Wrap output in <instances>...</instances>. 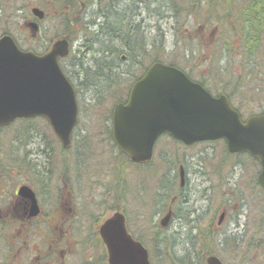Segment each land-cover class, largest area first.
Masks as SVG:
<instances>
[{
  "label": "rangeland",
  "instance_id": "rangeland-1",
  "mask_svg": "<svg viewBox=\"0 0 264 264\" xmlns=\"http://www.w3.org/2000/svg\"><path fill=\"white\" fill-rule=\"evenodd\" d=\"M35 1L1 0L0 36L9 34L21 49L43 54L56 40L64 38L66 34L69 35L67 39L70 44L69 54L67 58L65 57L66 61L60 60V64L67 78L78 91L79 119L74 136L75 145L68 152L67 159L69 158L68 163L72 165L69 169H78L81 175L77 184L72 180L75 178L73 175L68 176L67 187L63 188V179L59 178L60 154L56 153L55 145L48 143L51 140L48 124L42 118L30 122L17 120L0 129V198L11 196L12 187L18 182V178L26 176L25 171L30 170L33 175L31 177L34 178L32 181H35L41 194L49 198L53 212L64 217L66 213L71 215L69 207L72 211L74 209L72 213L75 216L72 220L74 222L67 223L74 228L71 242L69 241L62 248L55 247L60 259L59 264L64 262L59 257V251L65 248L74 251L72 254H67L70 259L69 264H90L88 260L91 256L95 258L96 264H107L106 248L100 240L98 229L116 210L127 215L129 226L135 229L132 230L135 231L133 233L145 242L151 264H169L166 263L167 260L164 263L160 252L164 255L171 252L176 257H182L185 251L189 252L190 244L195 239L198 247L200 245L203 247L200 236L197 235L198 231L189 229L195 223L198 230L201 228L211 231L216 237L215 243L220 244L221 241L217 237L221 238L225 234L235 237L239 242L238 245L242 246L239 251L231 253L224 248V251L219 252L222 260L227 264H241L240 251H247L245 245H248L251 237L255 236V239L253 237L255 242L260 237L263 238L258 236L263 235L261 233L263 229L258 234L254 233V229L259 228L258 224L261 225V222L264 224V197L260 195L259 190L262 188L256 182L260 170L259 164L248 155L229 153L222 140L185 146L167 136L157 139L152 161L148 165L130 164L125 160L124 155L123 158L118 157L115 149L110 148L109 139L104 138L107 134L105 126L108 127L110 124L108 116L113 106L120 99H125L132 82L140 73L138 70L140 66L136 65L134 69L131 68V73L125 72V75L120 71L115 76L120 81L110 85L112 94L107 93L103 96L101 93L97 95L98 97H90L89 91L81 90V77L75 72V69L78 71L80 67L75 64L83 61L89 68L87 61L92 59L93 53L88 52L83 44L96 32L97 25L101 22L97 16L93 18L97 4L90 3V0ZM131 2L132 0H122V9L127 12L133 10L132 8L137 9L136 0L134 5ZM160 2L162 1L149 3V8L153 13L162 11L164 18L158 20L147 17L146 24L138 28V33L142 34L145 42L147 49L145 51L148 52L151 46L155 45L148 57H159V61L165 64L175 62L178 68L194 80L203 81L204 86L215 95L222 92L233 95L236 99L232 97V101L242 106L240 110L245 117L264 112V55L260 56L259 60H255L256 69L252 70L251 74L245 63L246 60L236 56L240 54L234 36L226 33L231 46L229 52H223L220 43L215 44L217 41L214 40L218 37L217 29L200 22L205 18L203 12L206 13V10L196 9V17L193 20L186 17V28L178 29V25L172 24L174 20L166 15L165 9H158L157 5ZM36 3H39L40 5L37 6L44 11L42 20H38L31 13V8L36 6ZM77 5L81 7L77 10L78 14L73 22L75 11L70 12V9ZM85 8H87L84 10L85 22L89 23L92 19H96L97 24H88V27L83 28L81 11ZM63 15L70 18L71 27L67 28L64 25ZM118 16L122 15L118 14ZM122 18L121 23L125 17ZM32 21L37 22L39 27L34 36L28 26ZM123 24L124 22L122 26ZM131 34L135 35L134 29L130 30L129 35ZM184 41H186L185 45H183ZM93 47L98 46L94 44ZM93 58H98V54H94ZM125 58L127 59L123 60V63L126 68V65L131 64V58L128 55H125ZM149 58L142 60L145 66L147 60L150 63ZM73 63L75 68L71 65ZM89 70L86 74L92 75L94 69L89 68ZM81 73L85 82L86 74L84 77ZM249 73L250 77L243 76ZM240 100L246 101L244 106L241 105ZM96 104L100 106L94 108ZM40 148L48 153V161L50 160L51 163L49 165L53 171L46 173L43 166L44 162L47 166L45 156L42 159V156L36 154L37 149ZM31 159L40 161L42 166L38 167L39 171L30 162ZM180 164L186 171L183 188L179 187ZM17 167L22 169L21 174L16 172ZM114 176L118 186V200L110 190L108 191L109 184L114 182ZM165 177L169 179L168 185H164ZM47 182L51 185V190L48 192L44 189V183ZM61 200L67 202L64 209L60 205ZM233 206L235 210H232ZM168 208H172L174 214L167 226L163 227L160 220L167 214ZM223 208L228 209V214L224 223L218 226L217 220ZM84 213H88L89 217L85 219L82 216ZM54 224L57 225L58 221H53L52 225ZM158 230L166 234L168 241L165 248L160 247L156 240L155 233ZM252 233L254 234L251 236ZM193 235L194 238L191 237ZM57 237L60 238L59 233ZM51 240L54 242L56 238L53 237ZM40 241V237H35L34 243L38 247ZM219 244L218 247L221 249ZM226 245L230 249L232 242L228 241ZM194 250L196 251V246L193 247ZM256 252L250 249L245 257L250 260L256 257Z\"/></svg>",
  "mask_w": 264,
  "mask_h": 264
},
{
  "label": "water",
  "instance_id": "water-1",
  "mask_svg": "<svg viewBox=\"0 0 264 264\" xmlns=\"http://www.w3.org/2000/svg\"><path fill=\"white\" fill-rule=\"evenodd\" d=\"M31 13L38 19L43 11ZM28 26L34 36L35 22ZM69 42L56 40L43 54L21 50L9 34L0 36V127L16 118L41 116L49 121L64 147L77 121L75 91L58 65L68 54ZM112 137L118 149L134 163H147L157 138L163 134L185 145L223 139L230 153H248L260 165L257 182L264 190V114L242 121L224 95L213 97L178 67L155 62L135 81L125 103L111 115ZM181 183L183 170L180 169ZM19 194L34 200L22 186ZM168 212L160 221L166 226ZM222 215H220V220ZM220 223V221H219ZM108 264H151L147 249L127 231L124 216L113 213L99 228ZM206 264H223L210 255Z\"/></svg>",
  "mask_w": 264,
  "mask_h": 264
},
{
  "label": "trees",
  "instance_id": "trees-1",
  "mask_svg": "<svg viewBox=\"0 0 264 264\" xmlns=\"http://www.w3.org/2000/svg\"><path fill=\"white\" fill-rule=\"evenodd\" d=\"M154 1H158V0H151V3H154ZM210 1L212 2L211 10L207 11L206 13L203 12V14H205V18L199 21L201 22V24H205L208 27L210 26L214 29H217L218 37L216 38V40H214L217 42L216 43L214 42V43L215 44L220 43L219 45H221L223 52H229V48L231 47L229 46L228 39H227L228 37L226 36V33L228 32L230 36H234L237 40L236 41L238 44L237 50L239 51V54H240L236 56L239 57L240 59L242 58L241 60H243V58L246 60L245 63L247 64V68L249 72L251 73L252 70L256 69L255 60H259L260 56L264 55V0H239V1L238 0H224L226 1L227 5H229V3L231 5L235 3V7L233 9L231 8L230 9H219L216 3V0H210ZM35 2H37V0ZM89 2L97 4L96 6L97 10L96 12L93 13L94 14L93 18L97 16V18H100L101 22H99V24L97 25L98 28L96 29V32L92 34L91 37H88L86 39L87 41L84 42L83 47L86 48L88 52H91V54L93 53V55H91L92 59L87 61V64H89V68L93 63H95L97 70H94V73L92 75H87L86 73H88L90 70L89 68H87L86 64L84 65L83 61H81L80 64L79 63L75 64L78 68L80 67L78 71H76L75 69V72L77 76L81 77V83H80L81 90H85L87 92L89 91L91 93L90 97L91 96L98 97L101 93H103V96L107 93H109L110 95L112 94L111 93L112 86L110 85L111 83L120 81L118 80V77L115 78V76H117V74H119L120 71L121 73L125 75V72L126 74L131 73V68L134 69L136 65H139L140 67L138 70L140 73L138 74V76L135 77V80H137L144 73V71L148 68V66H150L151 64L155 62L164 63L162 61H159V57L149 58L152 52L151 50L153 49L155 45L151 46V49L148 52L145 51L147 50L145 47V42L143 41L142 34L138 33V28L137 29L133 28L135 31V35H133L134 33L129 35L130 30L132 28L128 26L129 20L127 18H125L122 21V23L124 22L122 26L121 20L123 18L122 16L121 17L118 16V10L121 8L120 4L112 7L111 0H90ZM40 4H42V2H40ZM40 4L36 3L35 5L37 6ZM162 4L164 5L166 9V12H165L166 15L170 17V19L172 18L174 20L173 21L174 23L172 22V24L178 25V29L186 28V23H187V21L185 20L186 17H188V19L191 18V20H193V18L196 17L195 15H197L195 8L193 6L194 0H188V2L187 0H165L164 2H162ZM80 7L81 6L77 5L70 9V12H72L71 10L75 11V18L74 17L72 18L73 22H75L76 20V14H78L77 10H79ZM84 10H87V8L81 11V15L83 16L81 26L85 28V27H88L87 26L88 24H93V25L97 24L96 19H92V21L89 23L85 22ZM63 16H64V21H63L64 25L67 28L71 27L72 22L70 21V18L66 17L65 15ZM223 25H226V26L223 27ZM63 37L65 39H68L69 35L66 34ZM114 43H118V44L114 45ZM94 44H97L98 47H93ZM185 44H186V41H184L183 45ZM185 51L186 50H184L183 53H185ZM94 54H98V58L94 59L93 58ZM122 55L124 57L125 55H128L131 58V64L126 65V68H125V63H123V60L121 59L123 58ZM146 57L149 58L150 60V63H148V60H147V66H145V64L143 63ZM140 62H141V65H140ZM71 65L74 67V63ZM169 65L176 66L177 64L175 62H169ZM142 66L143 67L145 66V67L143 68ZM124 68L126 70H124ZM80 73L84 77L86 74L85 82H84V78L80 75ZM250 73L244 74L243 76L250 77L252 74ZM187 75L191 79H193L189 74ZM195 81L199 82L203 87H205L204 86L205 83L203 81L201 80H195ZM206 89L207 91H209L208 88ZM75 91L76 93H78L77 89H75ZM123 101L124 99H120L118 102H123ZM240 103L241 105L244 106L246 101L240 100ZM99 106L100 104H96L94 108L99 107ZM261 114H264V112H262ZM110 118H111V115L109 114L108 121L110 120ZM105 127L107 130V134L110 135L109 126L108 127L105 126ZM113 145L111 143L110 148L112 147L113 149H115ZM36 152H37L36 153L37 156L39 155L42 157L45 156V161L46 159L48 160V157H46L48 153L44 152L43 149L41 148L37 149ZM115 152H117L118 157L121 156L123 158L122 153H120L116 149H115ZM248 157L250 156L248 155ZM124 158L125 160L129 161V159L126 156H124ZM32 164L37 169V171L40 170L38 167L42 166L39 160H36V162ZM168 183H169V179L165 177L164 185L166 184L168 185ZM259 191H260V195L264 197V191L262 189H260ZM176 195L177 194H175L174 196L177 198ZM176 201L178 202V200ZM228 201L231 202L230 200ZM155 202H157V199ZM258 227L259 228H256V229H259V230L257 231L256 229H254V233L258 234L260 230L262 231L263 229V231L261 232L263 235H260V234L258 235V236H262L263 238L260 237L255 242L254 241L255 236H253L254 239L253 237H251V239L248 242V245L247 246L245 245V248L247 249V251H244V252L240 251V254L242 256L241 264H253V263L264 264V224L263 222H261V225L258 224ZM189 229L198 231L197 235L199 234L203 247L201 245L198 247L197 242L195 241L196 239H195L190 244L189 252L185 251L186 253L182 257H176L171 252L168 255L166 254L164 255L163 253L160 252V255L164 259V263L167 260L168 262L166 263H169V264H172L175 262L179 264H206L205 263L206 257H208L209 255H215L222 261L223 264H227L225 260H222V255H221V252L219 251H224V248H226L225 250H229L232 253L233 251L235 252L239 251V249L242 247L241 245H238L239 242L236 240L235 237L225 236L226 234L222 236L221 238L217 237L218 240L221 241L220 244L217 242L215 243L216 237L213 236L212 232L207 229L205 230L201 228L200 230H198L196 223L192 225L191 227H189ZM254 233H252L251 236ZM155 234L157 235L156 240L158 241V245H160V247L162 248L167 247L166 245H167L168 240L165 237L166 236L165 232H161L160 230H158L156 231ZM191 237L194 238L195 235ZM138 240L145 246V242H143L139 238ZM228 241L232 242L230 249L226 245L228 244ZM240 242L242 243L241 240ZM218 244L221 246L222 250L218 247ZM194 246H196V251L194 250L195 252L193 251ZM250 249H254L255 251H257L256 252L257 255L256 257H252V259L249 260V258L245 256L247 253L250 252Z\"/></svg>",
  "mask_w": 264,
  "mask_h": 264
},
{
  "label": "flooded vegetation",
  "instance_id": "flooded-vegetation-1",
  "mask_svg": "<svg viewBox=\"0 0 264 264\" xmlns=\"http://www.w3.org/2000/svg\"><path fill=\"white\" fill-rule=\"evenodd\" d=\"M134 5V0L131 2ZM137 4V8H146L149 7V3H151V0H136L135 2ZM123 57V56H122ZM67 58V57H66ZM66 59L63 58L61 61ZM60 61V62H61ZM66 64V62H65ZM64 67H70V65H64ZM142 76V75H141ZM140 76V77H141ZM139 77V78H140ZM138 78V79H139ZM136 81V80H135ZM134 81V82H135ZM132 82V84L134 83ZM132 85L128 89L127 95L123 102L126 101L129 91L131 89ZM214 97H218L220 95H224L231 107H233L235 110H237L242 118V120H245V115L240 110V104H235L232 101V97L236 99L233 95L227 94V93H220V94H213ZM23 121H32L35 119H18ZM47 124L48 121L43 119ZM109 129H110V135L106 134L104 135V138L107 137L109 141L114 144L113 137H112V119L109 120ZM49 126V132L51 136V140L48 142L50 145H55L57 148L56 153L60 154V173L59 178L63 179L62 184L63 188L67 187V177L73 175L75 178H72L73 182L77 184L79 182V178L81 175V171L77 170H71L69 169L70 163H68L69 158L67 159V154L70 149L75 145L74 143V136L77 125L74 127L71 136H70V144L68 147H64L58 137L54 134L52 131L50 125ZM43 143V142H42ZM54 143V144H53ZM44 144V143H43ZM202 144V143H198ZM45 144L43 145V148H45ZM115 149V144L113 145ZM42 148V149H43ZM51 147H49V150ZM118 150V149H117ZM51 154V152H50ZM58 154V155H59ZM30 155V153H29ZM48 157V155L46 156ZM44 159V157H42ZM37 159H31L30 162L34 163ZM130 161V160H129ZM130 164H133L131 161ZM43 163V166L46 173L53 171V168L49 165L50 160L48 161L46 159ZM50 166V167H49ZM142 166V165H139ZM180 169L183 170V182L181 183L180 178ZM30 170L25 171L26 176H21V178H18V182L12 187V194L8 197H1L0 198V264H59L60 259L57 256V251L55 247H64L65 244L71 242V237L74 233V228L71 224L67 225L68 222H74L72 221L75 217L72 213L74 212V209L72 211V208L69 207L71 215L69 213H66L64 217L62 215H58L57 213L53 212L50 207V200L47 196H44L41 194L39 189L35 185V181H32L31 176L32 172ZM179 187L183 188L185 182V169L184 166L180 164L179 166ZM16 172L18 174L22 173V169L20 167L16 168ZM79 176V177H78ZM25 177V178H24ZM34 179V178H33ZM116 176H114V184L111 182L109 184L108 191L110 190L111 193L114 194V197L117 199V191L118 186L116 183ZM45 187L44 189L48 192L51 190V185L47 182L44 183ZM22 186L28 187L31 192H33L34 200L36 202V206L34 203L33 207V200L30 199L28 196H23L19 194V189ZM4 189V188H3ZM4 194V193H3ZM1 194V195H3ZM67 198V197H66ZM62 209H64L67 202L61 200L59 201ZM232 210H235V207L233 206ZM65 211H67V208H65ZM115 212H121L125 218L126 228L128 233L135 239L138 240V237L133 233L135 230L131 225L129 226V222L127 219V215H125L122 211L116 210ZM170 212V218L174 214V211L172 208H168L167 213ZM75 213L76 208H75ZM228 214V209L223 208L220 215H222L221 220L220 215L217 220V225L221 226L224 223V219L226 218ZM82 216L86 219L89 217L88 213L82 214ZM168 220V222H169ZM53 221H58V224L52 225ZM220 221V223H219ZM168 224V223H167ZM101 226V225H100ZM99 226V228H100ZM61 229H58V228ZM63 228V229H62ZM99 230V229H98ZM59 233V237H57V234ZM99 234V231H98ZM100 236V234H99ZM35 237H40L41 241L38 244L40 247L37 246L35 242ZM56 238V240L53 242L51 239ZM101 240V238H100ZM139 241V240H138ZM74 251L65 249H60L59 251V257H61L64 262L62 264H69L70 259L67 256V254H72ZM108 257H107V251H106V261L108 264ZM93 260V261H92ZM91 264H96L95 258L90 257L88 260ZM106 264V263H105Z\"/></svg>",
  "mask_w": 264,
  "mask_h": 264
},
{
  "label": "bare ground",
  "instance_id": "bare-ground-1",
  "mask_svg": "<svg viewBox=\"0 0 264 264\" xmlns=\"http://www.w3.org/2000/svg\"><path fill=\"white\" fill-rule=\"evenodd\" d=\"M124 1V0H123ZM162 2H164L165 0H161ZM239 1V0H238ZM156 1H154L155 3ZM162 2H160L157 7L158 9L161 10V8H163V10L165 9L164 5L162 4ZM153 3V4H154ZM216 3L218 5V8L219 9H233L235 7V3L234 4H230L227 5L226 1L224 0H216ZM111 4H112V7L120 4L122 5V0H111ZM211 5H212V2L210 0H194V8L195 10L196 9H202V10H206V11H209L211 10ZM133 10H131L130 12H127L125 11V9H122V7L118 10V14L122 15L123 17L127 18L129 20V27L130 28H134V29H137L139 27H142L144 26L146 23H145V19L148 17V18H154V19H163L164 18V14L162 13V11H158V13H153L152 9L150 10L149 7H146L144 9H135V8H132ZM165 12H166V9H165ZM155 14V15H154ZM153 19V20H154ZM132 22H133V25H132ZM122 60H125L127 58L123 57L121 58ZM96 62V61H95ZM177 67V66H176ZM94 69V70H97V67L95 66V63H93L91 66H90V69ZM180 69V68H179ZM119 103H124V102H117L111 112H110V115H112V111L114 109V107L119 104ZM156 143V142H155ZM226 207V206H225ZM237 226V225H235ZM215 256V255H214ZM217 257V256H216ZM218 258V257H217ZM219 259V258H218ZM220 260V259H219ZM221 261V260H220ZM222 262V261H221Z\"/></svg>",
  "mask_w": 264,
  "mask_h": 264
}]
</instances>
